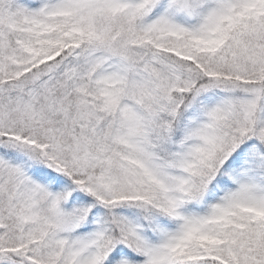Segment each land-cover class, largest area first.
<instances>
[{"label":"snow or ice","instance_id":"obj_1","mask_svg":"<svg viewBox=\"0 0 264 264\" xmlns=\"http://www.w3.org/2000/svg\"><path fill=\"white\" fill-rule=\"evenodd\" d=\"M0 264H264V0H0Z\"/></svg>","mask_w":264,"mask_h":264}]
</instances>
